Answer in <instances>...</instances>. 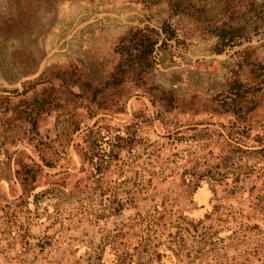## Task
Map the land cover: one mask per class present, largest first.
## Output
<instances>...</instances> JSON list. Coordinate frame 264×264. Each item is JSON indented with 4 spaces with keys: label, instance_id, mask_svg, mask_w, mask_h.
Segmentation results:
<instances>
[{
    "label": "rangeland",
    "instance_id": "374dc122",
    "mask_svg": "<svg viewBox=\"0 0 264 264\" xmlns=\"http://www.w3.org/2000/svg\"><path fill=\"white\" fill-rule=\"evenodd\" d=\"M162 20L176 37L155 50L143 83L97 94L121 101L86 124L103 116L123 137L108 146L133 157L111 160L102 186L75 191L77 180L93 186L83 179L76 132L68 164L41 166L50 175L32 182L16 176L17 162L40 164L26 122L32 100L44 99L37 130L53 138L56 119L84 114L85 83L92 89L108 78L119 37ZM263 42L264 34L215 53L206 20L170 14L168 0H0V264H264V152L246 158L252 168L236 182L225 174L235 158L221 160L218 173L216 158H193L224 150L214 130L225 135L231 120L251 133L264 123ZM232 81L255 87L245 98L253 109H218ZM206 167L218 180L194 186L193 173Z\"/></svg>",
    "mask_w": 264,
    "mask_h": 264
},
{
    "label": "trees",
    "instance_id": "16d2710c",
    "mask_svg": "<svg viewBox=\"0 0 264 264\" xmlns=\"http://www.w3.org/2000/svg\"><path fill=\"white\" fill-rule=\"evenodd\" d=\"M19 1L27 3L29 0ZM168 9L170 14L183 13L206 20L209 34L214 38L213 51L215 53H220L226 47L231 48L243 42H249L253 37L258 39L264 34V0H168ZM175 37V29L167 20H162L157 28L147 24L130 27L127 32L119 37L114 47L117 59L102 86L91 89L89 83H85L86 92L90 98L87 99V105L83 108L85 110L84 114L71 112L67 116L64 115L62 118L56 119L53 138L40 135L37 130V120L46 110L43 107L44 99L35 97L32 102L37 106L36 110L33 113H27L26 122L29 124L28 131L33 133L32 139L34 142L31 145V151L34 152L41 165L30 158H28L30 160L29 164L17 162L14 169L15 175L20 174L22 180L32 182L39 174L50 175L43 173L41 166L54 168L68 164L69 158L66 149L69 142L73 141L72 135L77 132V140L74 143L75 152L81 159V165L84 164L86 167L87 174L83 179L90 180L93 186L89 187L86 183H81L82 180H77L73 185V189L75 191H80L81 188L93 190L102 186L99 183L102 174L109 167L111 160L121 156L120 151H114L112 146H108L107 142L111 137L112 140L116 141H122L123 137L119 136L118 128L109 129L106 127L103 116L94 120L90 126H86V124L88 119H91L97 113V110L110 108V106L121 100L113 97L109 100V98L101 96L98 101H95L94 98L97 94H101L103 90L121 89L122 85L126 83L135 84L140 82L142 84L143 76L156 64L155 50L166 47L167 41L175 39ZM256 66L261 71L264 70V64L257 63ZM253 88L255 87H247L240 81H232L227 90L229 97L222 96L218 99V109L232 115H237L243 106H245V110L253 109L256 101H252L250 98L245 100L246 92L252 94ZM150 89H156L160 99L165 100L167 103L171 102V96L167 92L157 89L155 86H151ZM234 97L237 98L236 101H234ZM93 102L95 105H89ZM234 118L233 116L232 119ZM223 128L226 132L225 135H222L219 131L214 130V132L220 138L224 150L217 151L214 155L211 153L204 155V153L209 152L204 151L201 155L194 154L193 158H203V162H206L208 158H216L213 166L215 168L214 172L217 171L221 160H227L231 164L235 158L234 166H231L225 174L230 178V182H236L240 175L244 174L247 169L252 168V163H248L246 158L264 152V145L262 146L264 144V123L254 133H251L249 125L235 120H231L229 125L223 126ZM125 140L123 139V142ZM230 140L233 142H230ZM105 144L108 147H105ZM208 144L209 141L205 142V145ZM239 145L258 148L244 149ZM120 146L117 145L116 147L120 148ZM44 151H48L47 155ZM131 155L133 157L130 151H125L120 159H126L128 156L132 158ZM260 167L258 166V169ZM214 172L207 167L203 170H197L196 173H193L196 176L194 186L200 187L208 178L218 180L215 178ZM35 195L36 193H33V196ZM119 262H121V259Z\"/></svg>",
    "mask_w": 264,
    "mask_h": 264
}]
</instances>
